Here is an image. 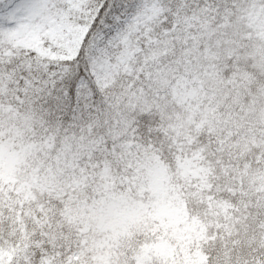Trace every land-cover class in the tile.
Returning <instances> with one entry per match:
<instances>
[{
	"label": "snow or ice",
	"instance_id": "1",
	"mask_svg": "<svg viewBox=\"0 0 264 264\" xmlns=\"http://www.w3.org/2000/svg\"><path fill=\"white\" fill-rule=\"evenodd\" d=\"M0 264H264V0H0Z\"/></svg>",
	"mask_w": 264,
	"mask_h": 264
}]
</instances>
